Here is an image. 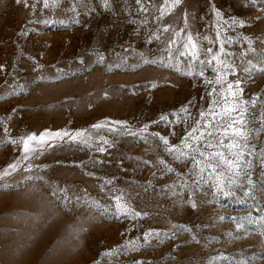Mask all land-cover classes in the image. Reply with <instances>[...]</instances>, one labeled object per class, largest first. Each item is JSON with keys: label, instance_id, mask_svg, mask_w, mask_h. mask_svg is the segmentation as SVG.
Masks as SVG:
<instances>
[{"label": "rangeland", "instance_id": "374dc122", "mask_svg": "<svg viewBox=\"0 0 264 264\" xmlns=\"http://www.w3.org/2000/svg\"><path fill=\"white\" fill-rule=\"evenodd\" d=\"M48 2L0 0V174L20 161L0 175V264H264V0ZM188 33L201 60L223 44L221 59L237 66L226 80L242 81L247 146L234 137L232 149L206 150L229 159L243 152L240 174L225 173L227 196L210 170L194 173L191 155L168 150L189 152L182 142L193 121L210 105L219 112L212 101L228 95L206 83L215 61L179 55ZM46 130L68 135L46 136L23 160L22 143L12 141ZM121 193L127 214L113 199Z\"/></svg>", "mask_w": 264, "mask_h": 264}, {"label": "snow or ice", "instance_id": "6c2138e0", "mask_svg": "<svg viewBox=\"0 0 264 264\" xmlns=\"http://www.w3.org/2000/svg\"><path fill=\"white\" fill-rule=\"evenodd\" d=\"M24 3V6L26 8H35L37 3H40L41 0H34V2L30 5L28 3V0H16L17 4ZM43 6L45 8L49 7L48 0H42ZM137 4H142V0H136ZM181 0H172V7H175L176 5H179ZM168 6L167 0H165V7ZM74 10V9H73ZM143 11H147V8H143ZM161 11V17H157V19H162L164 14V9H160ZM216 15L219 16L220 12L217 10ZM241 25H243V21L240 22ZM185 24H187V14H185ZM171 29V25H165L160 31L162 32H168ZM183 31V29L181 30ZM23 35H26L27 33H21ZM179 33H177L178 35ZM219 35V34H218ZM159 39L160 37L154 36L150 37L148 40V43L152 42V39ZM204 39H209L207 36L204 37ZM212 42V41H210ZM174 43V41H169V44ZM249 44H251V41H249ZM184 49L188 51H181L179 53L180 56L191 57V60L194 62H199L201 64L207 63L211 65L213 61L216 62L217 67H214L213 71L216 73L214 80H207V84H215L220 86L219 92L223 93L225 87L227 89L228 95H230L235 102L234 104L228 103V95H220L219 100H213L212 103L217 105V108L220 109L219 112L212 109L211 105L209 106L208 113L206 115L205 111H201L199 114V119H195L193 121V125L191 126L190 130L187 131L186 136L184 138L183 146L184 149H189V152L184 151L183 149L179 148L178 146H171L169 147V151H175L179 153L180 156H188L191 155L192 162H193V170L194 173L197 175H200L201 178H203V173L206 170H210V174L213 176V186L218 192H224V195L227 196L230 193L224 191L225 187V180H228L229 182H232L230 177H227L225 173L227 171H231L232 169H236L237 171L234 172L235 176H238L240 174V163L239 160L243 156V152H230L229 154L233 156L235 159H229L226 154L222 150L218 151H206L207 149H223L225 147L232 149L236 147V144L233 143L234 137H239L241 140L245 142L247 141V132L245 130V122L243 120V114L239 111L238 105L240 104V96L239 94H242L243 89L240 87L242 81L240 79H236L234 81H228L226 80L227 75H236V67L235 65L229 63L227 59H221V54H223L225 57H227L229 54L225 52L223 48V44H221L219 51L217 53H213L212 48L207 49V53L211 54V58L208 60H201L200 59V50L198 49L197 42L193 40V37L190 33L187 34V43L183 45ZM166 51H170L169 49H166ZM100 59L102 60L103 57L101 56ZM4 66L0 65V70H3ZM244 71H250L249 69H244ZM199 75L203 76L204 73L201 71ZM155 87V85H153ZM235 87V91H234ZM214 93H218L217 87H212L211 91L208 93L209 96H213ZM244 103H247V101H244ZM181 111H186V109L182 108ZM235 113L236 115H232ZM220 116V123L217 125L215 122V116ZM212 117V119H209L208 117ZM264 118V117H262ZM162 120H166L167 117L162 116ZM116 124H126V122L123 121H116ZM239 125V127H237ZM93 128L99 129L103 127L102 123H96L92 125ZM147 125L144 126L140 131L144 132L147 130ZM221 129L223 133L225 134V138L228 139L229 143L227 145L224 144V139H218L216 138V132L215 129ZM229 129H231V136L228 135ZM86 130H79L76 132L74 136L71 137V139L76 140L78 137H82L84 132ZM5 132H7V129L5 128ZM132 135H136V133H131ZM51 135L55 137H62L63 135H68L67 132L61 130L56 133L49 134L46 130L45 133H41L39 137H37L35 134L29 135L26 138H21L20 141L13 140V144H21L22 143V152L23 156L22 159L27 161L30 158L34 157L35 155L39 154V149L43 148L44 144L46 143L45 137ZM153 135L159 136L158 133H155ZM207 138V139H206ZM103 140V137H101ZM159 139L162 141L164 145H168L169 141L167 137L159 136ZM35 141L36 143L33 145L31 142ZM191 141H196V144L193 145ZM215 141V143H213ZM83 142H87L84 140ZM104 144H108L107 140H103ZM99 151L103 152L106 149L101 147L98 149ZM192 153H198L199 157L201 159H197L196 155H192ZM163 163V161H161ZM20 165V161L17 160L16 162L10 163L7 168L4 169L3 173L0 174L2 176H8L11 173L9 172V169L12 172H15ZM204 165V166H201ZM28 168H31V165H28ZM171 170V169H169ZM106 184L111 183V181H106ZM104 185L101 186L103 190ZM116 203V209L117 212L121 214H127V206L126 202H124V196L123 194H118L113 197ZM193 208L196 207L195 204L192 205ZM141 213L136 212L133 215V218L140 216ZM223 219V217H221ZM154 233H145V239H147L149 236L153 235ZM112 253H106V255H111Z\"/></svg>", "mask_w": 264, "mask_h": 264}]
</instances>
